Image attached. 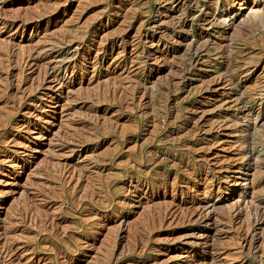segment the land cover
<instances>
[{
	"label": "rangeland",
	"instance_id": "obj_1",
	"mask_svg": "<svg viewBox=\"0 0 264 264\" xmlns=\"http://www.w3.org/2000/svg\"><path fill=\"white\" fill-rule=\"evenodd\" d=\"M258 15L0 0V264H264Z\"/></svg>",
	"mask_w": 264,
	"mask_h": 264
},
{
	"label": "bare ground",
	"instance_id": "obj_2",
	"mask_svg": "<svg viewBox=\"0 0 264 264\" xmlns=\"http://www.w3.org/2000/svg\"><path fill=\"white\" fill-rule=\"evenodd\" d=\"M217 1V0H216ZM179 6V5H178ZM262 15V14H261ZM264 16V15H263ZM263 16H259L258 15V17H259V21L261 20V21H263L262 19H264L263 18ZM203 18V17H202ZM232 18V17H231ZM26 20V19H25ZM203 21H204V19H203ZM250 27V26H249ZM247 29V28H246ZM73 33V32H72ZM245 36V35H244ZM65 41V40H64ZM58 42V41H57ZM60 42H62V41H60ZM34 50V49H33ZM35 55V54H34ZM31 56H28L27 58H30ZM34 58V56L31 58V59H33ZM6 59V58H5ZM22 60V59H21ZM2 61V60H1ZM19 61V60H18ZM26 61V60H25ZM33 61H35L34 59H33ZM38 61V60H37ZM4 62V61H3ZM24 63V62H23ZM27 64V63H26ZM7 65V64H6ZM55 66V65H54ZM46 68V67H45ZM60 69V68H59ZM57 70V69H56ZM54 71V68L53 67H51L50 69H48V71H46L45 72V77H48L50 74H52V72ZM4 72V71H3ZM14 75V74H13ZM8 77V76H7ZM16 77V76H15ZM18 77V76H17ZM121 84V83H120ZM118 85V84H117ZM110 86V85H109ZM101 87V86H100ZM140 87V86H139ZM116 88V87H115ZM95 89V88H94ZM127 90V89H126ZM15 93V92H14ZM98 93V92H97ZM108 93V92H107ZM122 93V92H121ZM120 94V93H119ZM130 94V93H129ZM96 95V94H95ZM74 99V98H73ZM106 99V98H105ZM34 100V99H33ZM131 106V105H130ZM4 109V108H3ZM86 114V113H85ZM81 117V116H80ZM255 119V118H254ZM253 120V119H252ZM250 121V120H249ZM253 122H254V120H253ZM109 123V122H108ZM253 124V123H252ZM126 126V125H125ZM251 127V126H250ZM88 128V127H87ZM85 129V128H84ZM129 129V128H128ZM247 129V128H246ZM121 130V129H120ZM248 130V129H247ZM106 131V130H105ZM132 149V148H131ZM112 150V149H111ZM248 151V150H247ZM249 153H251V152H249ZM106 154V153H105ZM247 154V153H246ZM249 156V155H248ZM247 157V156H246ZM250 157V156H249ZM89 178V177H88ZM96 185V184H95ZM251 186V185H250ZM253 186V185H252ZM53 187V186H52ZM90 188V187H89ZM56 193V192H55ZM255 196V195H254ZM253 197V196H252ZM88 199V198H87ZM75 202V201H74ZM167 204V203H166ZM172 204V203H171ZM206 204V203H205ZM202 205V204H201ZM124 206V205H123ZM165 206V205H164ZM203 206V205H202ZM62 207V206H61ZM206 207V206H205ZM197 208V207H196ZM213 209V208H212ZM166 210V209H165ZM198 210V209H197ZM214 210V209H213ZM186 211V210H185ZM211 209L209 210H207V209H205V208H203V209H200V211H194L193 213H192V215H196V217L200 220V221H202V222H205V225L206 224H208L210 221H214L215 220V222H218L217 221V217H215V216H213V214L211 213ZM258 211V210H257ZM153 213V212H152ZM258 214V213H257ZM185 215H187V214H185ZM188 215H189V213H188ZM263 216V215H262ZM185 217V216H184ZM187 217V216H186ZM186 217L185 218H182L183 219V221H184V219H186ZM196 218V219H197ZM262 218L264 219V216L263 217H259L256 221L257 222H259V221H261L262 220ZM90 219V218H89ZM147 219V218H146ZM188 220H189V218H188ZM195 220V219H194ZM177 221V220H176ZM187 221V220H186ZM191 221H193V220H191ZM190 221V222H191ZM197 222H199V221H197ZM177 223V222H176ZM188 223V222H187ZM212 223V222H211ZM261 223V222H260ZM181 224V223H180ZM139 225V224H138ZM148 225V224H147ZM209 225V224H208ZM149 226V225H148ZM40 228V227H39ZM138 228V227H137ZM65 233V232H64ZM252 237V236H251ZM254 237V236H253ZM138 238V237H137ZM182 239V238H181ZM206 239V238H205ZM251 240H252V238H251ZM254 240V239H253ZM252 240V241H253ZM176 241H177V239H176ZM263 242V241H262ZM188 243V242H187ZM253 243V242H252ZM250 244V243H249ZM206 246V245H205ZM110 247V246H109ZM214 247V246H213ZM261 248H263V247H261ZM250 250H251V247H250ZM261 250V249H260ZM109 251V250H108ZM259 252V251H258ZM106 254V253H105ZM264 254V253H263ZM263 254H260L261 256L263 255ZM264 257V256H263ZM174 258V257H173ZM264 263V262H263ZM212 264V263H211Z\"/></svg>",
	"mask_w": 264,
	"mask_h": 264
}]
</instances>
